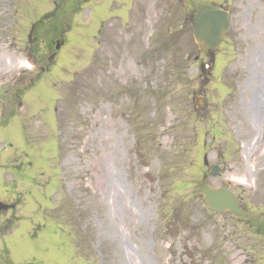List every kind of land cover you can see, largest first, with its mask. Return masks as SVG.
<instances>
[{"label": "rangeland", "instance_id": "obj_1", "mask_svg": "<svg viewBox=\"0 0 264 264\" xmlns=\"http://www.w3.org/2000/svg\"><path fill=\"white\" fill-rule=\"evenodd\" d=\"M198 2L143 0L127 23L104 0H0V264H264L263 237L201 192L229 181L241 203L252 181L262 58L241 14L199 53Z\"/></svg>", "mask_w": 264, "mask_h": 264}, {"label": "flooded vegetation", "instance_id": "obj_2", "mask_svg": "<svg viewBox=\"0 0 264 264\" xmlns=\"http://www.w3.org/2000/svg\"><path fill=\"white\" fill-rule=\"evenodd\" d=\"M117 1L122 3V0ZM142 1L143 0H127L126 3H129L132 8ZM185 1L186 0H181L183 5H185ZM199 1L197 10L206 3H212L229 11L232 22L231 29L233 24H235L236 17L241 14L243 16L241 21L245 25V31L249 33L252 41L257 44L255 52L262 58V67L260 63L254 64V68L258 70L261 69L260 71L256 70L257 72H253L252 69L250 70L248 68L250 80L246 90V98L250 105L253 104L250 108V112L253 114L252 122L255 121V133L261 140L255 143L249 156L250 160H253L256 165L252 183L250 180L247 181L249 188L244 191L242 207L247 213V217L244 218L247 227L255 230L259 235L264 236V211L261 210V208H264V0ZM124 16L125 13L122 12L120 20H122ZM4 43L6 45V37Z\"/></svg>", "mask_w": 264, "mask_h": 264}, {"label": "water", "instance_id": "obj_3", "mask_svg": "<svg viewBox=\"0 0 264 264\" xmlns=\"http://www.w3.org/2000/svg\"><path fill=\"white\" fill-rule=\"evenodd\" d=\"M229 27L228 14L218 7L211 5L204 6L199 12L194 26V37L199 43L200 50L215 48ZM220 168L214 167L213 173H219ZM203 197L208 207L218 210H231L244 215L239 208L234 194L226 187L216 188L204 182L202 184ZM6 206L1 204V208Z\"/></svg>", "mask_w": 264, "mask_h": 264}]
</instances>
